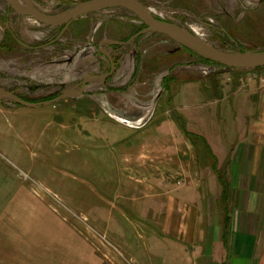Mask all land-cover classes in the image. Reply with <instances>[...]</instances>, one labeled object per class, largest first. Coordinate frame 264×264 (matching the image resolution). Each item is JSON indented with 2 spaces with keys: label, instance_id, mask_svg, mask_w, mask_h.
I'll return each instance as SVG.
<instances>
[{
  "label": "rangeland",
  "instance_id": "1",
  "mask_svg": "<svg viewBox=\"0 0 264 264\" xmlns=\"http://www.w3.org/2000/svg\"><path fill=\"white\" fill-rule=\"evenodd\" d=\"M80 1L33 0L49 14ZM136 1L218 49L264 51V2ZM8 9L0 0V88L34 103L110 73L97 43L126 41L144 26L107 8L74 20L56 44L28 50L9 30L35 46L59 27ZM103 48L113 71L78 96L30 107L0 94L1 193L15 188L17 204L42 199L60 212L80 241L79 255L64 249L62 264H227L230 255L210 254L217 223L225 229L232 211L213 171L231 138L222 98L247 91L264 67L230 69L153 32Z\"/></svg>",
  "mask_w": 264,
  "mask_h": 264
},
{
  "label": "crops",
  "instance_id": "2",
  "mask_svg": "<svg viewBox=\"0 0 264 264\" xmlns=\"http://www.w3.org/2000/svg\"><path fill=\"white\" fill-rule=\"evenodd\" d=\"M234 5L239 8L242 1L235 0ZM248 85L247 91L222 98L229 110L221 119L231 138L218 145L223 150L213 170L230 195L232 211L225 229L217 223L210 254L219 260L230 255L227 264H264V75ZM219 163L224 164L221 169ZM15 193V188L2 193L0 188V264H62L64 249L79 255L73 247L78 248V235L59 219L60 212L47 210L42 199H19L24 204H17Z\"/></svg>",
  "mask_w": 264,
  "mask_h": 264
},
{
  "label": "water",
  "instance_id": "3",
  "mask_svg": "<svg viewBox=\"0 0 264 264\" xmlns=\"http://www.w3.org/2000/svg\"><path fill=\"white\" fill-rule=\"evenodd\" d=\"M11 5H15L17 8L24 11L31 19H33L37 23L43 24L49 28L63 27L56 39L60 38L61 35L69 27V25L77 18L107 8L118 7L131 12L141 21L144 26L135 34H133L126 42L115 43L112 41H106V43H109L111 45L128 44L141 35L147 34L149 32H155L169 37L182 47L196 53L205 60L218 63L230 69L264 67V51L245 50L241 52H231L218 49L175 23L155 18L153 14L149 12L150 10L148 8H146L136 0H84L77 2L72 7L64 11L53 14L45 13L39 10L33 0H7V6L9 7ZM15 40L23 47L28 49L31 48L19 39L15 38ZM102 53L108 59L111 65V73L113 71L111 56L106 52ZM110 73L103 75H88L82 80L79 91H65L57 97L35 103L25 101L18 96L5 91L2 88H0V94L8 96L12 100L24 106L34 107L39 105H47L58 102L68 97L78 96L82 94L84 87L89 80L105 78Z\"/></svg>",
  "mask_w": 264,
  "mask_h": 264
},
{
  "label": "flooded vegetation",
  "instance_id": "4",
  "mask_svg": "<svg viewBox=\"0 0 264 264\" xmlns=\"http://www.w3.org/2000/svg\"><path fill=\"white\" fill-rule=\"evenodd\" d=\"M9 7L7 6V12H8V9ZM8 14L9 13H7V16H8ZM62 28L63 27H59V29L57 30V32H56V34H55V36L52 38V39H50V40H48L47 42H45V43H43V44H40V45H28L29 47H31L30 49H28V48H26V49H28V50H38V49H42V48H46V47H49L50 45H54V44H56L61 38H62V36H63V34L66 32H64L62 35H61V37L60 38H58V39H56L57 38V36L59 35V33L61 32V30H62ZM56 28H54V29H50V32H53L54 30H55ZM68 29V28H67ZM66 29V30H67ZM48 30V29H47ZM9 33L11 34V36L13 37V39H14V41L17 43V44H19L16 40H15V38H17V39H19L18 38V36L13 32V31H10L9 30ZM130 38V37H129ZM20 41H22L21 39H19ZM128 40V39H127ZM126 40V41H127ZM106 41H110V40H101L100 42H98L97 43V46H96V48H97V50H98V52L99 53H101L102 55H103V53L102 52H106L105 50H104V48H103V45L104 44H109V43H106ZM126 41H123V42H126ZM23 42V41H22ZM132 42V41H131ZM130 42V43H131ZM24 43V42H23ZM116 43H121V42H116ZM26 44V43H25ZM129 44V43H128ZM20 45V44H19ZM116 45H120V44H116ZM122 45V44H121ZM123 45H127V44H123ZM20 46H22V45H20ZM25 48V47H24ZM107 53V52H106ZM109 54V53H108ZM104 56V55H103Z\"/></svg>",
  "mask_w": 264,
  "mask_h": 264
},
{
  "label": "bare ground",
  "instance_id": "5",
  "mask_svg": "<svg viewBox=\"0 0 264 264\" xmlns=\"http://www.w3.org/2000/svg\"><path fill=\"white\" fill-rule=\"evenodd\" d=\"M53 28V27H52ZM149 33H151V32H149ZM153 33H155V32H153ZM162 35V34H161ZM167 37V36H166ZM169 38V37H168Z\"/></svg>",
  "mask_w": 264,
  "mask_h": 264
}]
</instances>
